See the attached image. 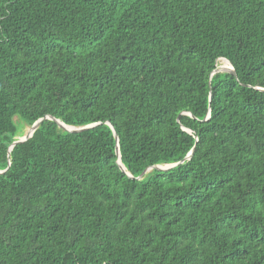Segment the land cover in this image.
Masks as SVG:
<instances>
[{"label": "trees", "instance_id": "16d2710c", "mask_svg": "<svg viewBox=\"0 0 264 264\" xmlns=\"http://www.w3.org/2000/svg\"><path fill=\"white\" fill-rule=\"evenodd\" d=\"M0 170V264H264V0H0Z\"/></svg>", "mask_w": 264, "mask_h": 264}, {"label": "water", "instance_id": "95a60500", "mask_svg": "<svg viewBox=\"0 0 264 264\" xmlns=\"http://www.w3.org/2000/svg\"><path fill=\"white\" fill-rule=\"evenodd\" d=\"M230 64L231 66L230 67H222V66H217L216 69L214 70V72H218V71H228V72H231L232 74L234 75H237L236 74V71L231 63V61H229L228 59H226ZM210 116V114H208L207 118ZM45 118H50V119H53L55 121H57V123L59 124L60 127L66 129V130H69V131H73V132H80V131H83V130H87L89 128H92L94 126H96L98 123H90V124H87V125H83V126H74V125H69L67 123H65L64 121H62L61 119L53 116V115H47L46 117H43V118H40L38 119L30 128H29V131L24 134L23 136H19V138L17 140H15L10 148H9V151H11L13 149V147L17 144V143H20V142H24L26 140H28L34 133V131L38 128V126L40 125V123L45 119ZM110 124V122H108ZM114 133H115V137H116V141H117V148H116V152L119 156V159H118V163L120 164V166L122 167L123 170H125L123 164H122V161H121V154H120V148H119V135L116 133V130H115V127L110 124ZM188 131L191 132L190 129H188ZM195 151V147H193L190 152L180 161L178 162H175V163H167V164H155L153 166H149L148 168H146L141 175H139L137 178L140 179L143 177L144 174H146L148 171H150L151 169L153 168H158V169H161V170H167V169H170L180 163H183L185 160L187 159H190L193 155ZM4 170H0V172H3ZM130 176L132 177V175L130 174Z\"/></svg>", "mask_w": 264, "mask_h": 264}, {"label": "bare ground", "instance_id": "6f19581e", "mask_svg": "<svg viewBox=\"0 0 264 264\" xmlns=\"http://www.w3.org/2000/svg\"><path fill=\"white\" fill-rule=\"evenodd\" d=\"M218 65L222 66V67H230L231 66V64L226 59L219 60Z\"/></svg>", "mask_w": 264, "mask_h": 264}, {"label": "rangeland", "instance_id": "374dc122", "mask_svg": "<svg viewBox=\"0 0 264 264\" xmlns=\"http://www.w3.org/2000/svg\"><path fill=\"white\" fill-rule=\"evenodd\" d=\"M28 130H29V128H25V132H26V133L28 132Z\"/></svg>", "mask_w": 264, "mask_h": 264}]
</instances>
